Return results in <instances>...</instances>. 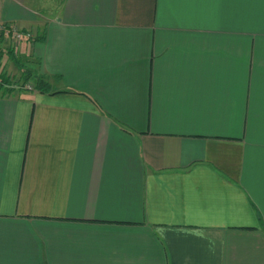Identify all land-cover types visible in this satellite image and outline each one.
Wrapping results in <instances>:
<instances>
[{
	"label": "crops",
	"instance_id": "obj_1",
	"mask_svg": "<svg viewBox=\"0 0 264 264\" xmlns=\"http://www.w3.org/2000/svg\"><path fill=\"white\" fill-rule=\"evenodd\" d=\"M40 2L0 0L50 84L0 94V264H264V0Z\"/></svg>",
	"mask_w": 264,
	"mask_h": 264
},
{
	"label": "trees",
	"instance_id": "obj_2",
	"mask_svg": "<svg viewBox=\"0 0 264 264\" xmlns=\"http://www.w3.org/2000/svg\"><path fill=\"white\" fill-rule=\"evenodd\" d=\"M43 39L42 34L38 35L37 39L34 38L36 41H41ZM5 54L7 58L12 61L17 68L21 71L22 77L21 81L23 84H29V82L33 81V89L39 90L41 92H46L42 89H50V84L45 80V77H34L32 70L27 67V64L31 63V59H28V57H20L16 54L15 50L13 48H9L5 51ZM2 58L3 55H0V94L4 95L7 94V92H12V86L15 85V83L11 80V78L7 75L4 66L2 65ZM59 78V77H55Z\"/></svg>",
	"mask_w": 264,
	"mask_h": 264
},
{
	"label": "rangeland",
	"instance_id": "obj_3",
	"mask_svg": "<svg viewBox=\"0 0 264 264\" xmlns=\"http://www.w3.org/2000/svg\"><path fill=\"white\" fill-rule=\"evenodd\" d=\"M45 1H47V2H45ZM53 0H50V1H48V0H41V2L40 3H42L41 4V6H39V8L40 7H44L45 9H50V7H51V4L52 3H50V2H52ZM36 10V13H38V14H41V15H44L42 12H40L37 8H35ZM38 14H36V15H38ZM44 16H47V15H44ZM38 18H44V17H41L40 15H38ZM41 19V20H42ZM32 36H33V38L31 39V40H26V39H24V40H22V41H20V42H18V43H12V41L11 40H9V39H7L9 42H7V41H4L3 39H1L2 37H0V55H3V58H2V65H4L5 66V71H6V73H7V75L11 78V80L15 83V85H14V89H17V90H30V88H31V86H32V88H33V81L31 80L30 82H29V84L30 85H25V84H23V82L21 81V77H22V74H21V71L17 68V66L12 62V61H10L8 58H7V56H6V54H5V51L7 50V49H9V48H13V49H16L17 48V46L19 45V44H21V42H27V41H29V42H33V40H34V38H35V36L32 34ZM5 45H6V47H5ZM15 52H16V50H15ZM18 52H16V54H17ZM18 56H20V57H22L20 54H17ZM27 67H28V65H27ZM29 68V67H28Z\"/></svg>",
	"mask_w": 264,
	"mask_h": 264
},
{
	"label": "built area",
	"instance_id": "obj_4",
	"mask_svg": "<svg viewBox=\"0 0 264 264\" xmlns=\"http://www.w3.org/2000/svg\"><path fill=\"white\" fill-rule=\"evenodd\" d=\"M0 34L4 36V38L11 40L12 43H18L24 39L31 40L33 38L30 32H21L18 29L12 27H0Z\"/></svg>",
	"mask_w": 264,
	"mask_h": 264
}]
</instances>
